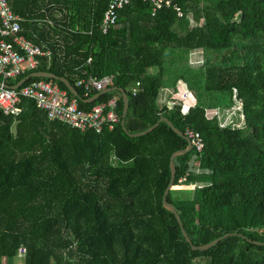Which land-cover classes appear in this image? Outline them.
I'll use <instances>...</instances> for the list:
<instances>
[{
  "label": "trees",
  "instance_id": "trees-1",
  "mask_svg": "<svg viewBox=\"0 0 264 264\" xmlns=\"http://www.w3.org/2000/svg\"><path fill=\"white\" fill-rule=\"evenodd\" d=\"M108 1L8 0L22 34L47 52L33 72L64 78L81 100L96 92L86 95L79 80L112 76L128 110L125 133L118 91L83 103L57 80L22 84L54 83L86 111L116 97L119 123L83 133L48 121L28 99L17 116L0 111V264H264V246L239 237L192 251L161 205L170 156L187 142L164 123L129 137L160 117L199 133L202 151L174 158L165 200L195 246L228 233L264 243V0H163L153 14L135 0L103 34ZM181 84L195 99L186 113L172 103ZM165 89L174 95L160 105ZM238 103V122L222 125L218 110Z\"/></svg>",
  "mask_w": 264,
  "mask_h": 264
},
{
  "label": "built area",
  "instance_id": "built-area-1",
  "mask_svg": "<svg viewBox=\"0 0 264 264\" xmlns=\"http://www.w3.org/2000/svg\"><path fill=\"white\" fill-rule=\"evenodd\" d=\"M135 0H109L104 11L100 30L103 34L115 26L120 11ZM151 6V12L158 10L162 4L168 5V1L163 0H140ZM178 18H183L181 11L175 8ZM22 18L15 14L10 7L8 0H0V83L4 80H13L20 75L33 73L38 66L39 59L47 56V52H42L40 48L29 41L22 34ZM112 76H104L100 79L89 77L77 82L85 94L92 92L99 93L105 89L113 87ZM140 83L136 82L131 89L132 95L137 93ZM191 98L188 90L176 94L174 102L183 103V113H186L190 105L187 100ZM31 100L34 106L42 111L46 119L51 122H58L69 126L80 132L102 133L105 129L111 131L119 123L116 112L117 98L112 97L95 105L90 111L78 108L74 99L67 97L65 91L59 89L56 84L37 80L26 86L18 88L4 87L0 85V111L4 115L17 116L21 112V101ZM194 105V104H193ZM189 143L191 150L201 152L204 146L203 139L199 133L187 130L183 134ZM184 179H181L183 181ZM22 253V251L20 252Z\"/></svg>",
  "mask_w": 264,
  "mask_h": 264
},
{
  "label": "water",
  "instance_id": "water-1",
  "mask_svg": "<svg viewBox=\"0 0 264 264\" xmlns=\"http://www.w3.org/2000/svg\"><path fill=\"white\" fill-rule=\"evenodd\" d=\"M30 78H43V79H53V80H57L60 83H62V85L64 86V88L67 90V92H69L74 98L76 99H80V96L78 95V92L76 91V89L69 83L67 82L64 78H60V77H56L50 73H46V72H33L31 74H29L28 76H26L25 78L21 79L15 86V88H18L19 86H21L22 84H24L28 79ZM0 85H3L4 87H7L6 84H2L0 83ZM118 91L121 94V98H122V103H123V109H122V121L120 123L121 125V129L126 133L125 130V126H124V119H125V115L127 113L128 110V95L127 93L122 89V88H118V87H111L108 89H105L99 93L94 94L92 97H90L89 99H85V100H81V102L83 103H93L94 101L98 100L101 96L107 94V93H111V92H115ZM164 123L167 125V127H169V129L174 132L179 138L186 140V138L183 136L182 133H180L174 126L171 125V123L165 119V117H160L159 121L153 126L151 127L149 130L140 133V134H136V135H129L130 138H139V137H143L149 133H151L152 131H154L159 124ZM187 147L179 152H176L174 154H171L170 159H169V163H168V168H169V180H168V184L164 190V192L161 195V205L163 208H165L166 210H168L169 212H171L172 214H174L175 219L178 222V225L180 227L181 233L183 238L185 239V241L189 244L190 248L192 251H199V252H204L209 250L210 248L214 247L215 245H217L219 242H221L222 240L228 238V237H239L243 240H245L247 243L252 244V245H256V246H264V243H259V242H255V241H251L247 238H245L243 235L238 234V233H228V234H224L221 237L213 240L212 242L208 243V244H204L201 246H195L191 243L189 237L187 236L183 226H182V222H181V218L180 215L178 214L176 208L174 207V205L168 203L165 200V196L168 193V191L171 188L172 182H174V177H175V164H174V158L188 153L189 151H191V147L189 145V143L187 142Z\"/></svg>",
  "mask_w": 264,
  "mask_h": 264
},
{
  "label": "rangeland",
  "instance_id": "rangeland-1",
  "mask_svg": "<svg viewBox=\"0 0 264 264\" xmlns=\"http://www.w3.org/2000/svg\"><path fill=\"white\" fill-rule=\"evenodd\" d=\"M199 56L201 57V54H194L193 55V57H192L193 63L196 62V60H198L195 57H199ZM199 61L200 60H198L197 64L200 63ZM238 108H239V103L236 106H234V107H232L230 109L218 110L217 115L219 116L221 124L225 125V124H228L230 122H234V120L236 119V114H237L236 111H237ZM174 188H176V187H174ZM190 190H192V189H190ZM3 264H6L5 261H4ZM17 264H21V262L17 263Z\"/></svg>",
  "mask_w": 264,
  "mask_h": 264
},
{
  "label": "crops",
  "instance_id": "crops-1",
  "mask_svg": "<svg viewBox=\"0 0 264 264\" xmlns=\"http://www.w3.org/2000/svg\"><path fill=\"white\" fill-rule=\"evenodd\" d=\"M180 88H181V89H180V93H181V92H184L185 90H187L186 87H184V85H182V84H181V87H180ZM172 91H174V90H172V89H165V90H163V91L161 92V94H160V98H159V104H160V105H163V104H165V103H167V102L169 101V96L174 95V94H172ZM170 94H171V95H170ZM174 96H176V94H175ZM194 100H195V99L191 96V98L187 100V103H188L189 105H193L194 102H195ZM234 122H235V123L238 122V121H237V116H236V119L234 120ZM187 190H188V189H187Z\"/></svg>",
  "mask_w": 264,
  "mask_h": 264
}]
</instances>
